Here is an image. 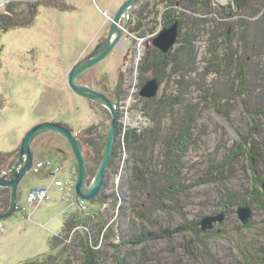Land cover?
Instances as JSON below:
<instances>
[{"label":"rangeland","instance_id":"rangeland-1","mask_svg":"<svg viewBox=\"0 0 264 264\" xmlns=\"http://www.w3.org/2000/svg\"><path fill=\"white\" fill-rule=\"evenodd\" d=\"M127 1L0 0V25L15 17L14 13L17 20L22 19L28 7H34L36 12L30 26L0 30V153H19L25 135L37 125L60 124L81 140L88 164L87 185L92 183L102 160L98 167L93 161L97 154L102 159L105 155L112 116L105 106L76 94L69 86V75L79 61L107 43L114 19ZM211 3L224 8L220 15L201 16L204 9L196 11L185 0H145L129 10L128 27L114 50L85 71L82 80L76 79V84L85 83L82 86L94 88L118 104L113 156L99 195L88 202L78 197L77 165L66 139L54 133L38 136L32 170L19 185L16 211L0 221V264H24L52 254L49 239L61 233L66 217L77 221L70 232L60 237L66 251H71V243L78 246L77 257L66 253L70 264L88 263L83 253L87 245L101 258L100 262L96 258V264H118L120 259L132 264H192L184 248L194 239L190 233H175L170 239L150 235L162 234V230L174 232L185 225L198 233L205 256L209 254L212 263L264 264V161L253 173L248 168L246 151L241 161L229 163L240 137L256 121L262 126L259 136L253 135V139L264 148V103L253 104L251 112L247 111L237 96L246 87L245 82H240L239 72L228 67L223 78L218 76L212 67L216 58L211 56H217V62L227 54L231 56V44L251 78V92L264 95V0H244L247 11L243 15L233 12L232 0ZM166 5L176 12L171 23L166 20ZM255 12L258 15L250 16ZM247 22L251 24L247 26ZM123 24L122 20L119 28L123 29ZM174 24L178 25V40L164 54L153 46V40ZM160 55L166 56L164 63L171 62L169 66L161 60L155 62ZM147 61L154 66L150 71ZM155 67L162 70L163 79L155 74ZM150 81H157L160 87L154 97L147 98L141 91ZM214 98L231 105L227 116L216 110ZM186 108L194 122L191 133L177 126ZM127 132L145 136L143 142L139 141L142 150L136 154L127 145ZM156 132L159 136L153 147L147 138ZM170 136L172 140L166 145ZM82 138H91L96 148H88ZM179 140L182 143L173 150ZM117 145L118 155L112 167ZM16 160L17 157L8 168ZM148 163L163 181L174 183L176 194H169L164 187L162 193H148L147 199L145 196L139 202L147 205V209L141 206L145 210L141 219L138 212L134 214L131 195L126 192L133 167ZM40 172L44 176L38 175ZM6 190L10 204V189ZM231 197L235 202L247 201L229 207ZM155 200L158 205H167L165 210L158 206L151 210ZM246 206L252 209L253 216L243 224L238 210ZM144 235L142 244L132 245L134 239ZM240 249L247 253L242 256ZM193 252L200 256L198 246L193 247Z\"/></svg>","mask_w":264,"mask_h":264},{"label":"trees","instance_id":"trees-1","mask_svg":"<svg viewBox=\"0 0 264 264\" xmlns=\"http://www.w3.org/2000/svg\"><path fill=\"white\" fill-rule=\"evenodd\" d=\"M164 1H166V0H164ZM185 1L187 2L188 7H191L193 9H195L196 11L204 9V11H200L201 16L202 15H206V16L208 15L209 16L212 14H215L217 16V14L220 15V13H219L220 9L224 10L223 7L218 9V7H215L214 5H212L211 0H185ZM232 7H234L233 12H235V14H242L243 15V13L247 11V7L244 3V0H232ZM33 8L31 7L32 10H29L30 8L28 7L22 16V19L19 18L20 21L16 19V17H18V15L14 13L15 17L9 18L7 21L2 23V25H0L1 26L0 30L1 31H11V30H14L16 28H26V27L30 26L32 24L34 16L36 14L35 9H33ZM166 8L168 9L167 10L168 13H166V17H168V18L166 20H168L170 22L172 20V18H175L176 12H175V9L172 8V6L166 5ZM22 11H23V9H22ZM230 15H233V13H231ZM255 15H258V12H255L254 14H252L250 16H255ZM9 16L12 17V15H9ZM9 16L6 15L5 17H9ZM263 18L264 17H262V19ZM0 20H2V19L0 18ZM166 20L163 21L164 25H166V23H167ZM8 22H10V23H8ZM205 22H207V21H205ZM249 24H251V22H247V26H249ZM254 30L256 31V29H254ZM229 49H230L229 53L231 54V56H229V54H227V56L223 59H220L219 62H217V60H216L217 56L211 55V56H213V58H216V59H214V65H212V67L215 69L214 72H216V74H218V76H220V77L222 76V78L225 76L226 68H228V67H230V69L234 70L236 73H237V71L239 72L238 77L240 78V82L241 81L245 82L246 87L243 86V88H241V90H243L244 92L243 93L240 92V94L238 93L237 96L239 99H241L242 104H243V106H245L247 111L251 112L250 108H254L252 106L253 104H254V106H261L264 103V95L255 94V90H253V92H251L252 88H250L249 85H252V81H251V78L249 76H247V74H246V67H244V65H242V62L240 61L242 58L239 57V55L237 54V50H234L233 48H231V44H230ZM191 51L192 50H190L189 52H191ZM155 56H157V55H155ZM165 57L166 56H162V55H160V59L159 58L156 59V57H155V62L157 60L162 61V59H165ZM213 58H211V61L213 60ZM227 58H230V59H227ZM185 60H187V59L185 58ZM162 62L164 63V61H162ZM170 63L167 62V63H164L163 65L169 66ZM145 65L147 66L148 71L152 70L151 68L153 65H151L150 62L147 61L145 63ZM145 65H144V67H145ZM156 65H157V63H156ZM143 69H145V68H143ZM160 71H162V70H160V68H156V70H154L155 74L159 73V75H162V79H163L164 74H163V72L160 74ZM254 71L257 72L256 69H254ZM208 72H209V70H208ZM222 74H224V75H222ZM242 75H243V77L241 78ZM254 76H256V75H254ZM254 85H255V83H254ZM246 89L248 90L247 93L245 92ZM117 95H119V92H117ZM221 99L222 98H218V99L214 98V102H215L214 107L216 108V110L219 113H222V114L227 116L228 113H230V109H228V108L231 105H228V104L225 105L224 104L225 101H223ZM0 101H1V96H0ZM153 102L154 101H152V103ZM167 102L171 103L169 100ZM181 115H183L184 117L182 119L180 118V123L178 121L177 126L180 128H181V126L184 127L185 129L187 128V130H190L189 133H191V129H192L191 124L194 123L193 118L191 116L192 114L190 113V111H188V108H186L185 111L182 110ZM153 117H156V116L154 115ZM260 126H262V125L259 123V121H256L255 125H253V128L247 134L240 137V143H238L236 145L237 148L234 149L235 152L233 153L231 158H229V163L241 161L245 157L244 151H246L247 152L246 159L250 161V165L248 166L250 173L257 172L259 170V167H257V166L260 165V163L264 161V148L261 144L257 143L253 139V135H256V137L259 136ZM119 129L121 131V127ZM126 135H127L126 136L127 145H128V147H130L131 153H135L138 150L139 151L142 150L141 149L142 146H141V143L139 141H142V139H144L145 136H143V135L139 136V135L135 134L134 132L133 133L127 132ZM157 135H158V133L156 132V134H154V136L152 138L146 137L148 140L147 142H149L153 147H154L155 143L157 142V138H158ZM173 136H175V134H173ZM170 139L172 140L171 136H170V138H168V140L166 139V145H167L168 141L171 142ZM82 140L88 148H93V147L96 148V145H94L95 143L91 138H85V139L82 138ZM180 142H181V140H179L178 142L176 141L175 145H173V150L177 149L175 146H178L180 144ZM172 144H174V141H172ZM144 147H146V146L144 145ZM46 148H49V146L48 147L46 146ZM117 149H118V145H117L114 157H113L112 162H111L112 167L114 166V163H115V157L118 155ZM148 150H149V148H148ZM143 151H146V149H144ZM17 155H18V150L16 152H11V153H0V168H8L7 165H9L10 162L11 163L14 162ZM132 155L134 156L135 160L138 159V157H135L134 154H132ZM101 160H102V155L97 154V160L93 161L96 164L95 167H98ZM149 161H151V160L149 159ZM90 162H91V160H90ZM146 162H148V161L146 160ZM228 167H229V164H228ZM149 168H151L150 163L142 165V166H138V164H136L133 167L130 185L128 187V191L126 192L127 194L131 195L130 198L132 200V204H133L132 209H133L134 214L138 212V217L141 219H143L144 215H145V210L143 208H141V206H144V207L146 206V209H147V205L146 204L143 205V203L139 204V202H142V200H144L145 196H146L145 199H147L148 193L156 194L157 191L162 193V191H163L162 187H164V191L168 190L169 194H171V195L176 194V188H174L175 187L174 183L172 185V183H170V182L163 181V179L160 177V174L152 171ZM92 171H94V170H92ZM43 174H44L43 172L38 173V175H40V176H44ZM260 183H261V181H260ZM138 193L140 194L139 196H138ZM232 198L233 197H231L229 207H233V206L238 207V206H241V204L243 202L245 203L247 201V200H245V201L241 200V201L235 202L234 199H232ZM98 203H99L98 205L100 208V202H98ZM153 204L154 205L151 207V210H152V208L155 209L157 206L161 210H165V206H167V205H164L161 203H160V205H158V201H156V200ZM8 205H9V191L6 189H3L0 191V211H6ZM137 207L141 208L140 212L138 211L139 208L137 209ZM95 210H97V209L95 208ZM78 217H75V218L77 219ZM77 220H78V222H80L79 221L80 218H78ZM86 221H87V223L90 222L89 220H86ZM76 222L77 221L74 218H72L71 220H67V217H66V220L64 221L61 233L59 235L54 234L49 239L48 244H49L50 250L53 253L50 255H47L41 259H37L34 261H28L24 264H70L71 258L78 256L77 251H76L78 246H76V244H75V246H76V248H75L74 243L73 244L71 243L70 244L71 245L70 246L71 251H66V245L64 244V240L60 237L63 236L64 234L70 232L72 226L75 227ZM193 230H194V228H190V226L186 227V225H185L184 228L177 229L174 232H172L170 230H162V234H158L157 232H153L150 235L156 236V238H165L166 237L167 239H170L171 236L175 233H179V234L181 233L182 235L184 233H187V234L190 233V235H192L194 237V239L189 240V242H187L184 245L185 252L188 256L187 258H189V261H191L192 264H200V262H203V261H204V264H220L218 262L212 263V261H209V259L212 258L209 254H207L205 256L204 249L202 247V245L204 243H203V241L198 240V239H200V237H197L198 233L195 234L193 232ZM197 230H198V232H200L199 228H197ZM145 237L146 236L144 235L140 239H134V242L132 243V245L137 246L138 244H142V242H143L142 239H144ZM196 245L200 248V252H201L200 256L196 255L193 252V247H197ZM87 246H88V248H84V252H83L88 258L87 264H96L94 262L96 260V258L100 262V259H101L100 256L98 255V257H97L96 255H94L93 248H91L90 245H87ZM115 249L118 250V252H119V249L117 248V246L115 247ZM239 251H240V254L242 256L247 253L245 249L244 250L240 249ZM66 253H69L71 255V258L67 257ZM261 257H262L261 260H264V256H261ZM69 258H70V260H69ZM130 259H132V258H130ZM120 261L118 262V264H132L131 261L128 263L125 262L126 260L120 259Z\"/></svg>","mask_w":264,"mask_h":264},{"label":"water","instance_id":"water-1","mask_svg":"<svg viewBox=\"0 0 264 264\" xmlns=\"http://www.w3.org/2000/svg\"><path fill=\"white\" fill-rule=\"evenodd\" d=\"M144 1L145 0H128L119 10L114 19L108 35L107 43L100 44L89 57L75 65L69 75V86L76 94L87 97L90 100L105 106L109 109L112 116L111 125L107 131V149L92 183L89 186L87 185L89 177L88 164L84 156L81 140L75 137L70 130L60 124L44 123L37 125L29 130L25 135L15 164L6 170L0 168V189L8 188L11 193L9 209L6 212L0 213V221L9 218L13 213H15L18 201L19 185L32 170L34 164V141L38 136L46 133L60 135L66 139L71 146L78 170V180L76 184V193L78 197L85 201H92L99 195L103 186L104 172L109 166L110 159L113 156L114 143L118 128V104L112 102L94 88L76 84V79L85 71L91 70L97 66L114 50L124 30L128 27V21L130 19L128 14L129 10H131V8L137 3H142ZM122 20L124 22L123 29L119 28V24ZM177 40L178 25L174 24L172 27L161 31V33L153 40V46L160 50V52L167 54L176 44ZM103 45L105 47L103 51L99 53ZM159 87L160 86L157 81H150L143 87L141 95L147 98H152L157 94ZM238 214L243 224H247L253 216L252 209L249 208V206L240 208L238 210ZM202 226L203 229H206L207 224L205 221L202 222Z\"/></svg>","mask_w":264,"mask_h":264},{"label":"bare ground","instance_id":"bare-ground-1","mask_svg":"<svg viewBox=\"0 0 264 264\" xmlns=\"http://www.w3.org/2000/svg\"><path fill=\"white\" fill-rule=\"evenodd\" d=\"M154 69V68H153ZM170 128V127H169ZM176 134V133H175ZM159 136V135H158ZM158 140V139H157ZM168 140V139H167ZM159 149V148H158ZM217 151V150H216ZM235 152V151H234ZM163 154H164V151H163ZM164 157V156H163ZM232 160V159H231ZM226 162V161H225ZM162 165V164H161ZM212 165V164H211ZM38 169V168H37ZM179 169V168H178ZM42 171V170H41ZM222 172V171H221ZM166 174V173H165ZM177 179V178H176ZM176 184V183H175ZM170 191V190H169ZM174 192V191H173ZM187 193V192H186ZM229 193V192H228ZM253 197H254V195H252ZM251 196V197H252ZM252 197V198H253ZM39 199V198H38ZM225 200V199H224ZM256 200V199H255ZM228 201V200H227ZM88 202V201H87ZM94 202V201H93ZM254 202V201H253ZM239 203V202H238ZM226 211V210H225ZM182 226V225H181ZM60 254V253H59ZM153 256H154V254H153ZM142 259V258H141ZM144 259V258H143ZM145 260V259H144Z\"/></svg>","mask_w":264,"mask_h":264},{"label":"flooded vegetation","instance_id":"flooded-vegetation-1","mask_svg":"<svg viewBox=\"0 0 264 264\" xmlns=\"http://www.w3.org/2000/svg\"><path fill=\"white\" fill-rule=\"evenodd\" d=\"M91 53H92V52H91ZM81 61H82V60H81ZM79 62H80V61H79ZM84 74H85V73H83V74H81V75L79 76V80H82V78L84 77ZM82 85H86V84H85V83H84V84L82 83Z\"/></svg>","mask_w":264,"mask_h":264},{"label":"built area","instance_id":"built-area-1","mask_svg":"<svg viewBox=\"0 0 264 264\" xmlns=\"http://www.w3.org/2000/svg\"><path fill=\"white\" fill-rule=\"evenodd\" d=\"M41 165H42V164H40V166H41ZM40 168H42V167H40ZM56 184H57V183H56ZM58 185H59V184H58ZM60 186H61V185H60ZM32 197H36V196L33 195Z\"/></svg>","mask_w":264,"mask_h":264}]
</instances>
